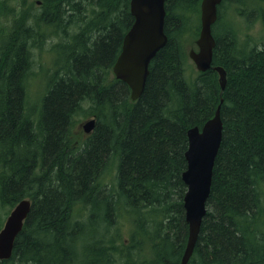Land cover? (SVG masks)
<instances>
[{
    "label": "trees",
    "instance_id": "trees-1",
    "mask_svg": "<svg viewBox=\"0 0 264 264\" xmlns=\"http://www.w3.org/2000/svg\"><path fill=\"white\" fill-rule=\"evenodd\" d=\"M200 1L165 0L167 41L151 59L136 100L112 73L133 22L130 0H41L32 23L24 10L4 30L0 228L21 199L29 198L31 206L11 256L0 264H115L118 228L109 239L105 234L121 212L133 223L130 242L120 241L121 264H180L188 235L181 179L187 130L201 127L219 104L222 139L187 264H264V0L227 10L235 20L259 19L263 32L255 39L240 34L237 24L220 26L222 5L232 1L222 0L212 25V66L205 71L189 66L186 52L199 33ZM45 33L58 40L51 44L54 68L34 111L25 82L31 46L44 43ZM214 65L226 70L223 91ZM84 105L95 126L76 141L73 117ZM112 163L114 179L101 184Z\"/></svg>",
    "mask_w": 264,
    "mask_h": 264
},
{
    "label": "water",
    "instance_id": "water-1",
    "mask_svg": "<svg viewBox=\"0 0 264 264\" xmlns=\"http://www.w3.org/2000/svg\"><path fill=\"white\" fill-rule=\"evenodd\" d=\"M221 2L222 0L200 1V28L195 39L197 48L191 47L187 53L197 71H205L212 66L215 46L212 25L217 19V7ZM129 8L133 22L123 36L112 73L128 85L130 98L136 100L143 92L151 59L167 41L164 32L165 0H130ZM213 69L218 74L220 90L223 91L227 82L226 70L220 65H214ZM95 121V117L86 120L82 124L84 132L90 133ZM222 129L219 104L213 116L201 127L193 126L187 130L188 145L184 152L186 168L181 173V179L186 186L182 202L188 235L180 264L188 263L207 210L206 201L210 194ZM30 206L29 198L21 199L6 215L0 228V259L11 256L14 240L23 226Z\"/></svg>",
    "mask_w": 264,
    "mask_h": 264
},
{
    "label": "rangeland",
    "instance_id": "rangeland-1",
    "mask_svg": "<svg viewBox=\"0 0 264 264\" xmlns=\"http://www.w3.org/2000/svg\"><path fill=\"white\" fill-rule=\"evenodd\" d=\"M0 46L3 43L4 40V30H6L11 25H13L14 19L20 17L22 11L28 10L27 13L28 16H30V23L32 21L31 15L37 14L40 9H42L41 0H9L5 2V0H0ZM3 3V4H2ZM238 3L239 6H244L246 3L250 4L249 0H237L236 2L232 1H226L222 5V10L225 12V6L226 7V13L224 14L223 19L220 22V26L227 28L228 26L237 24L239 27H241L240 34L247 35L248 37H251L253 39L258 38L260 34L263 32L262 24L259 21V19L255 18L253 19L254 14L250 15V18L248 16H236V19H233L230 15V12L227 13V10L233 11L236 7V4ZM7 5V7H6ZM246 19H249L246 22ZM43 24V23H42ZM41 24V25H42ZM43 28V25L41 26ZM40 27V28H41ZM47 28V27H45ZM43 34L42 39L44 40V43H41L40 45H32L31 46V58H32V65L29 70L28 76H26V89H27V95H28V104L31 106L34 111H36L39 108L40 104V98L44 94V92L47 89V81L49 73L53 70L54 64H53V52L50 50L51 44L53 42H56L58 39L56 37H48ZM38 40H40L37 37ZM195 48L196 45H194ZM191 48V46L186 47V52L188 53V50ZM187 63L189 66H191L194 70H196L195 65L193 61L187 57ZM88 106L84 105V108L80 109L78 114H75L73 117L72 127L71 130L74 133L75 139H83L85 137V133L83 131L82 124L88 120L91 117H94L92 115L87 114ZM114 168L115 163H112L109 168H105V170L102 173V181L101 184L110 182L114 179ZM115 183V182H114ZM80 208H82L81 205H79ZM85 213V214H84ZM89 210H86L83 212L84 215H88ZM82 213L78 215V218H82ZM131 218V215H129ZM129 216L126 213H120L119 218L117 217L116 223L114 226L111 227L109 232H106L105 239H109L110 233L114 232L118 228L119 232V239L117 237V234L115 235L114 243L117 245L120 250L116 251L115 255V264H121L123 262L122 257V246L120 241H124L125 244H128L130 242L129 240V232L132 227V222L129 219ZM117 232V233H118ZM103 232H101L98 236V241H100L101 238L100 235ZM90 233H88L89 235ZM93 234L89 236L88 240L92 241L94 238H96ZM89 252V250H88ZM82 254V255H81ZM124 254V253H123ZM84 253H80L78 256L79 260L84 259ZM90 258L91 256L88 255ZM113 257V256H112ZM133 258L138 259V253L136 250L133 251Z\"/></svg>",
    "mask_w": 264,
    "mask_h": 264
},
{
    "label": "bare ground",
    "instance_id": "bare-ground-1",
    "mask_svg": "<svg viewBox=\"0 0 264 264\" xmlns=\"http://www.w3.org/2000/svg\"><path fill=\"white\" fill-rule=\"evenodd\" d=\"M1 2V1H0ZM3 4V3H2ZM53 9V8H52ZM64 9V8H63ZM56 11V10H55ZM253 13V12H252ZM60 14V13H59ZM177 15V14H176ZM54 16V15H53ZM47 21V20H46ZM58 22V21H57ZM41 23V22H40ZM42 24V23H41ZM56 26V25H55ZM186 26V25H185ZM42 28V27H41ZM38 31V30H37ZM64 58V57H63ZM65 59V58H64ZM2 63V62H1ZM28 94V93H27ZM232 94V93H231ZM241 95V94H240ZM27 99V98H26ZM96 120V119H95ZM230 138V137H229ZM261 179V178H260ZM104 187V186H103ZM255 189V188H254ZM110 192V191H109ZM98 193V192H97ZM261 200V199H260ZM260 208V207H259ZM210 221V220H209ZM212 221V220H211ZM94 226V225H93ZM96 240V239H95Z\"/></svg>",
    "mask_w": 264,
    "mask_h": 264
},
{
    "label": "flooded vegetation",
    "instance_id": "flooded-vegetation-1",
    "mask_svg": "<svg viewBox=\"0 0 264 264\" xmlns=\"http://www.w3.org/2000/svg\"><path fill=\"white\" fill-rule=\"evenodd\" d=\"M29 21H30V19L27 20V23H30ZM31 23H32V21H31ZM82 129H83V128H82ZM83 131H84V130H83ZM84 133H85V137H87V136H89V135L91 134V133H86V132H84ZM85 137H84V138H85ZM84 138H83V139H84ZM77 141H78V140H77Z\"/></svg>",
    "mask_w": 264,
    "mask_h": 264
}]
</instances>
